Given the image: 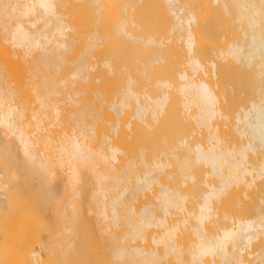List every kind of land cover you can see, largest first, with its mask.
<instances>
[{
    "label": "bare ground",
    "instance_id": "bare-ground-1",
    "mask_svg": "<svg viewBox=\"0 0 264 264\" xmlns=\"http://www.w3.org/2000/svg\"><path fill=\"white\" fill-rule=\"evenodd\" d=\"M22 263L264 264V0H0Z\"/></svg>",
    "mask_w": 264,
    "mask_h": 264
},
{
    "label": "rangeland",
    "instance_id": "rangeland-1",
    "mask_svg": "<svg viewBox=\"0 0 264 264\" xmlns=\"http://www.w3.org/2000/svg\"><path fill=\"white\" fill-rule=\"evenodd\" d=\"M9 47H10V46H9ZM12 49H13V48H12ZM7 53H8V52H7ZM7 53H6V55H7V57H8V54H7ZM10 54H11V52H10ZM12 54H13V53H12ZM12 54H11L10 56L13 57L12 59L15 60L17 57L14 58V55L12 56ZM10 56H9V57H10ZM16 56H17V55H16ZM18 56H19V55H18ZM9 59H10V58H9ZM12 59H11V61H12ZM17 59H18V58H17ZM17 59L14 61V62H16L15 65L12 64V63H13V61H12L11 64H12L13 66H12V67H8L9 70H10L11 72L14 71V73H13V72H12V73L14 74V76H16V77L14 78V80H11V78L9 77V79H10L9 81H11V82L14 81V83L16 84V86H17L18 82L21 83V68H20L21 66H18V65H20V64H19L20 62H19V60H17ZM11 61H10V62H11ZM17 64H18V65H17ZM8 65H9V63L7 64V66H8ZM9 66H11V65H9ZM14 66H16V67L18 66L17 68H18V70H19L20 72H19V71L17 70V68L14 67ZM13 68H14V69H13ZM15 68H16V69H15ZM16 72H18V74H17ZM16 74H17V75H16ZM19 75H20V77H19ZM10 76L12 77V74H11ZM14 76H13V77H14ZM13 77H12V79H13ZM17 78H18V80H17ZM19 79H20V81H19ZM16 81H18V82L16 83ZM15 84H14V85H15ZM13 87H14V86H13ZM18 87H20V86L18 85ZM18 87H16V88H18ZM3 134H4V133H3ZM43 229H44V232H42L41 229H40V232H41L42 234H43V233H46L45 228H42V230H43ZM22 264H23V263H22ZM47 264H48V263H47ZM49 264H54V263H49Z\"/></svg>",
    "mask_w": 264,
    "mask_h": 264
}]
</instances>
